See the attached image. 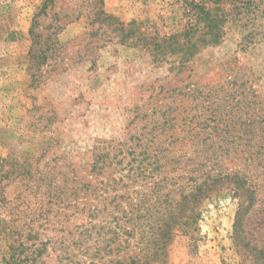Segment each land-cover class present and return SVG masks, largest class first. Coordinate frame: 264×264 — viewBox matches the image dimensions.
Instances as JSON below:
<instances>
[{"label":"rangeland","instance_id":"1","mask_svg":"<svg viewBox=\"0 0 264 264\" xmlns=\"http://www.w3.org/2000/svg\"><path fill=\"white\" fill-rule=\"evenodd\" d=\"M43 2L0 0V264L12 253L22 264H78L83 247L73 224L82 221L76 206L84 183L115 178L112 192L159 206L156 195L179 186V144L163 134L179 112L189 113L193 128L181 148L206 139V164L241 170L253 192L225 185L213 192L190 232L176 233L168 260L155 264H264V0L98 5L153 35L184 32L196 22L195 3L218 8L226 16L221 42L202 47L183 68L176 56L154 61L137 32L122 40L117 23L93 22L94 0H56L51 11L73 17L43 19L51 50L36 67L30 29ZM57 23L63 28L55 30ZM108 154L103 173L92 171L95 158ZM242 200L250 204L238 230L244 252L235 238ZM116 203L105 200L103 212ZM67 215L76 220L65 229Z\"/></svg>","mask_w":264,"mask_h":264},{"label":"trees","instance_id":"2","mask_svg":"<svg viewBox=\"0 0 264 264\" xmlns=\"http://www.w3.org/2000/svg\"><path fill=\"white\" fill-rule=\"evenodd\" d=\"M55 3L56 0H44L40 11L33 18L30 29L32 36L30 59L36 67L48 57V52L51 50L52 34L49 33L47 38H44L43 19L52 16L55 20L61 21L63 17H73V14L62 16L60 12L51 11ZM100 3L103 4V0H94V9L96 10L93 22L108 27L117 23L115 30L118 31L122 40L135 37L137 32L139 35L136 37L141 41V45L149 49L153 60L158 63L166 60L168 56H176L173 60L178 61L179 67L183 68L202 47L220 43L225 33L223 27L226 20L225 14L218 8H211L205 3H195L193 14L196 15V22L184 32L173 35H153L141 31L133 26V23L124 25L100 9L98 7ZM59 28H63V26L57 23L55 30ZM250 35L256 37L257 34ZM244 39L247 41L245 36ZM178 116L182 118L180 117V119L177 115L172 118L171 125L164 128L163 134L171 139L169 144L174 141L179 144L178 150L182 158L176 157L173 167V171L176 172L173 179L175 185L179 182V186L176 190L162 194L159 192L160 194L156 195L160 201L162 198L159 206H146L143 197L139 199L126 191L112 192L113 190L110 189L113 188V183L118 181L115 178L101 180L97 182L99 184L96 186H92L90 182L83 184L81 191L84 192L79 195H81L80 199H84V202L80 203L81 206H76L77 218L82 221L78 224L75 222L74 225L73 222L76 219H71V215H67L65 228L68 229V225L71 227L73 224V228L77 225L75 231L78 232L79 250L83 247V251L80 250L81 259L78 264H155L166 262L170 255L169 246L176 233L190 232L200 218L201 205L213 192L218 191L224 185L230 188L234 187L231 189L239 195L253 192L251 183L247 179L249 177L244 175L241 170H229L222 168L221 165L215 167L206 164L208 160L202 156V153L205 146H211L206 143V139H200V143L196 147L191 143L187 149L181 148L185 144L187 135L193 129L190 123L192 117L189 113L183 116L182 112H179ZM178 122L182 124L177 125ZM169 129H171L170 132H168ZM148 145L146 143L145 150L149 147ZM108 161L109 154L107 157L106 155L96 157L92 164V171L97 174L103 173L110 163ZM194 162L195 164H193ZM110 179L114 181L112 182ZM107 199L109 201L117 200V203L111 212L105 211V214L103 212L105 209H102L101 204ZM125 200L128 204H125ZM135 200L138 202L135 203ZM249 208L250 204L246 205L242 200L235 226L236 246L240 252L246 251V248L238 230L243 225L244 216L250 210ZM64 240L67 241L68 238ZM44 249L46 250V247H43L41 252ZM65 251L66 253L70 251L74 255V251L70 250V244L67 245ZM26 258L27 256L24 259ZM25 261L20 254L12 253L6 264H22Z\"/></svg>","mask_w":264,"mask_h":264}]
</instances>
